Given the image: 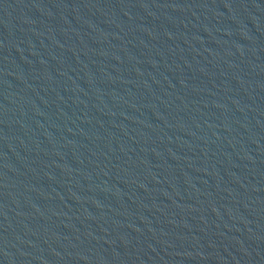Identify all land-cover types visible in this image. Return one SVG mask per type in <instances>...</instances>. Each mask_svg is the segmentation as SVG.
<instances>
[{
    "label": "water",
    "instance_id": "obj_1",
    "mask_svg": "<svg viewBox=\"0 0 264 264\" xmlns=\"http://www.w3.org/2000/svg\"><path fill=\"white\" fill-rule=\"evenodd\" d=\"M0 264H264V0H0Z\"/></svg>",
    "mask_w": 264,
    "mask_h": 264
}]
</instances>
